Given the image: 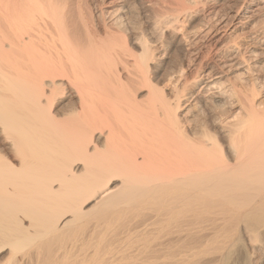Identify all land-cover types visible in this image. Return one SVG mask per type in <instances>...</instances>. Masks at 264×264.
<instances>
[{
  "label": "bare ground",
  "instance_id": "bare-ground-1",
  "mask_svg": "<svg viewBox=\"0 0 264 264\" xmlns=\"http://www.w3.org/2000/svg\"><path fill=\"white\" fill-rule=\"evenodd\" d=\"M197 2L0 0V264H264V0Z\"/></svg>",
  "mask_w": 264,
  "mask_h": 264
},
{
  "label": "rangeland",
  "instance_id": "rangeland-1",
  "mask_svg": "<svg viewBox=\"0 0 264 264\" xmlns=\"http://www.w3.org/2000/svg\"><path fill=\"white\" fill-rule=\"evenodd\" d=\"M215 1L216 0H198L199 3L197 2L198 3L197 7H199V8H197V9H199V14L197 16H198V18H202V17L204 18V26L206 24L207 25H213L214 27L221 26L222 24L220 25V20H222V17H224V15L227 12H229L228 10L234 9L235 7L239 6L240 3L242 2V0H224V1H218V2L217 1L215 2ZM222 2H224V3H222ZM225 2H227V3H225ZM236 3H237V5H236ZM223 5H224V7H223ZM200 10L202 12H200ZM215 11H217V13ZM204 14L206 16H204ZM207 14H209V15H207ZM220 15H223V16H220ZM206 17L208 19L211 17L212 18L209 20L207 19V21H206L205 20ZM208 21H210V23H208ZM196 23L199 24L198 19L196 21H194V24H196ZM219 31L212 32L210 34L203 36L201 38V41L199 40V42H197L193 46L189 47L190 49L195 50V53L193 52V54L191 53V55H190L189 52H186V55L184 56V58L190 59V61L188 59L189 63H187L188 64L187 72H189L191 75L194 76L197 73H200L203 68H206L207 66L209 67L210 65H213L219 61V56H218L219 54L214 52V50H213V47L215 46V41H213V40H214V37L217 36ZM240 34L241 33H239V34L237 33V35H240ZM237 35H234V37ZM219 36H220V34L218 35V37ZM234 37H232V38L230 37V39H227L229 37H226L225 42H229V41L232 42L231 39H234L235 41H237V43L242 44V46H244V47H241V48H243V52H245L247 49H249L248 47H250V41H251L250 38H247L243 34H241L240 37H235V38ZM169 40L170 39L167 37L166 41H169ZM180 49L181 48H176V52H178V54L182 55L184 51H183V49H181V50ZM187 56H189V57H187ZM261 74H263V77H264V69L261 70ZM217 82H220V83H218L220 86L222 83L224 85L225 79L222 78L220 80H217ZM262 87H264V85L257 88L256 93H259L257 96H262L264 94V88H262ZM184 104H188V101H185Z\"/></svg>",
  "mask_w": 264,
  "mask_h": 264
}]
</instances>
